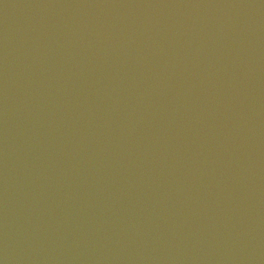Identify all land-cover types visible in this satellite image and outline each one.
Listing matches in <instances>:
<instances>
[{
  "label": "water",
  "instance_id": "1",
  "mask_svg": "<svg viewBox=\"0 0 264 264\" xmlns=\"http://www.w3.org/2000/svg\"><path fill=\"white\" fill-rule=\"evenodd\" d=\"M0 264H264V0H0Z\"/></svg>",
  "mask_w": 264,
  "mask_h": 264
}]
</instances>
